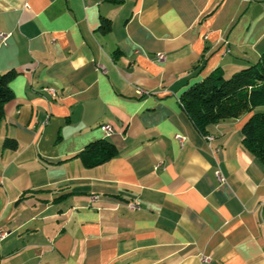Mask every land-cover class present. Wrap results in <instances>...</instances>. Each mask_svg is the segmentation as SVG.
I'll use <instances>...</instances> for the list:
<instances>
[{"label":"crops","instance_id":"0c3cea01","mask_svg":"<svg viewBox=\"0 0 264 264\" xmlns=\"http://www.w3.org/2000/svg\"><path fill=\"white\" fill-rule=\"evenodd\" d=\"M0 29V264H264V162L243 132L264 105L208 139L181 101L258 60L264 0H0ZM103 138L117 152L87 164Z\"/></svg>","mask_w":264,"mask_h":264},{"label":"trees","instance_id":"16d2710c","mask_svg":"<svg viewBox=\"0 0 264 264\" xmlns=\"http://www.w3.org/2000/svg\"><path fill=\"white\" fill-rule=\"evenodd\" d=\"M110 29L107 23L104 28ZM14 70L0 71V123L4 116L5 103L14 94L10 80ZM182 105L199 132L206 135L210 125L241 116L264 105V50L258 60L232 72L218 74L216 70L191 84L182 94ZM244 141L264 162V111L256 110L247 119L244 127ZM5 146L15 147L17 141L7 137ZM91 155L85 158L87 164L100 163L117 152L113 142L103 138L89 145Z\"/></svg>","mask_w":264,"mask_h":264},{"label":"built area","instance_id":"2783aa9c","mask_svg":"<svg viewBox=\"0 0 264 264\" xmlns=\"http://www.w3.org/2000/svg\"><path fill=\"white\" fill-rule=\"evenodd\" d=\"M10 35H11L10 32H6V31L0 29V38H1L3 41H6V40L9 38ZM157 58H158L160 61H164L165 58H166V54H165L164 52H161V51H160V52H157ZM51 91H52V89H51ZM138 91H139V92H142V89L139 88ZM102 128H103L104 132H105V133H108L109 135H110V134L113 132V130H114V129H113V126H112L111 124H109V123H106V125H103ZM177 136L180 138L181 141H183V140L185 139V136L182 135L181 133H177ZM205 136H206L208 139H212V138H213V134H210V133L206 134ZM215 172H216V175H217V177H218L219 180L222 181V180L225 179V176H224V174H223V172H222V169H221L220 167H218V168L216 169ZM93 199H97V195L93 196ZM130 205H131L132 207H136V206H137L136 203H131ZM7 234H8V233H7L6 231H3V230L0 229V241L3 240V239L7 236Z\"/></svg>","mask_w":264,"mask_h":264},{"label":"rangeland","instance_id":"374dc122","mask_svg":"<svg viewBox=\"0 0 264 264\" xmlns=\"http://www.w3.org/2000/svg\"><path fill=\"white\" fill-rule=\"evenodd\" d=\"M232 73H226V75L228 76V75H231Z\"/></svg>","mask_w":264,"mask_h":264},{"label":"bare ground","instance_id":"6f19581e","mask_svg":"<svg viewBox=\"0 0 264 264\" xmlns=\"http://www.w3.org/2000/svg\"><path fill=\"white\" fill-rule=\"evenodd\" d=\"M106 134H108V133H106Z\"/></svg>","mask_w":264,"mask_h":264}]
</instances>
